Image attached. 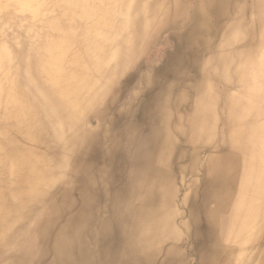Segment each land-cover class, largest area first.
<instances>
[{
  "label": "bare ground",
  "instance_id": "obj_1",
  "mask_svg": "<svg viewBox=\"0 0 264 264\" xmlns=\"http://www.w3.org/2000/svg\"><path fill=\"white\" fill-rule=\"evenodd\" d=\"M0 264H264V0H0Z\"/></svg>",
  "mask_w": 264,
  "mask_h": 264
},
{
  "label": "rangeland",
  "instance_id": "obj_2",
  "mask_svg": "<svg viewBox=\"0 0 264 264\" xmlns=\"http://www.w3.org/2000/svg\"><path fill=\"white\" fill-rule=\"evenodd\" d=\"M9 8L12 9L11 7H9ZM179 21H180V16H175L168 23H169V25H176ZM166 25H168V24L166 23ZM178 27L176 26L175 28H178ZM166 34H168V33H166ZM165 38H166V35H165ZM124 78H125V76H124ZM134 90H136V89H134ZM139 93L136 94V96H135L136 98L132 97L131 94H130L127 98H124V101H122L123 102L122 104H126V103H128L130 101L131 106H132V108H131L132 110L131 111H133L131 115L133 116V118L137 119L138 121L142 120L141 118L144 117L145 110H144V105L143 104H144L145 101H147L148 96L151 95V92H145V93L143 92L142 94H139ZM132 100L134 101V104L132 103Z\"/></svg>",
  "mask_w": 264,
  "mask_h": 264
}]
</instances>
